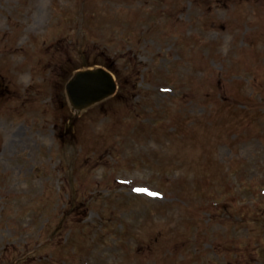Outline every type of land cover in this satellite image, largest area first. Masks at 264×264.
Returning a JSON list of instances; mask_svg holds the SVG:
<instances>
[{"label":"rangeland","instance_id":"obj_1","mask_svg":"<svg viewBox=\"0 0 264 264\" xmlns=\"http://www.w3.org/2000/svg\"><path fill=\"white\" fill-rule=\"evenodd\" d=\"M0 264H264V0H0Z\"/></svg>","mask_w":264,"mask_h":264},{"label":"water","instance_id":"obj_2","mask_svg":"<svg viewBox=\"0 0 264 264\" xmlns=\"http://www.w3.org/2000/svg\"><path fill=\"white\" fill-rule=\"evenodd\" d=\"M68 99L74 109L81 110L115 90L111 74L103 68L77 71L66 84Z\"/></svg>","mask_w":264,"mask_h":264}]
</instances>
